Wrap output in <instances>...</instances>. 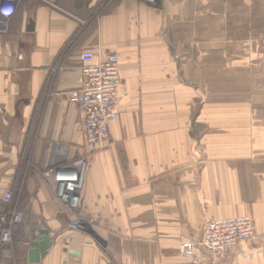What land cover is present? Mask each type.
I'll use <instances>...</instances> for the list:
<instances>
[{
	"label": "crops",
	"instance_id": "obj_1",
	"mask_svg": "<svg viewBox=\"0 0 264 264\" xmlns=\"http://www.w3.org/2000/svg\"><path fill=\"white\" fill-rule=\"evenodd\" d=\"M263 34L264 0H16L0 19V214L20 222L0 264H28L40 228L51 247L38 264H193L178 246L211 219L247 217L264 235V83L233 82L235 67L209 60L215 43L226 61L232 42H256L264 61ZM84 51L116 55L122 83L95 146L67 97ZM77 154L72 211L43 173ZM218 264H264V237Z\"/></svg>",
	"mask_w": 264,
	"mask_h": 264
},
{
	"label": "built area",
	"instance_id": "obj_2",
	"mask_svg": "<svg viewBox=\"0 0 264 264\" xmlns=\"http://www.w3.org/2000/svg\"><path fill=\"white\" fill-rule=\"evenodd\" d=\"M15 10L16 0H0V19L11 18ZM260 44L264 51V34ZM80 58L83 62L81 82L77 89L67 93V97L80 108V128L85 142L95 146L107 139L109 123L118 119V90L121 86L119 59L116 55H109L96 62L94 55L88 51L82 52ZM85 169L86 161H80L76 166L52 169L56 182L53 197L69 210L79 208ZM2 201L9 205L11 193H4ZM19 222L20 216L9 209L0 214V251L8 247L12 231ZM70 227H79L76 220L70 222ZM263 237L247 217L211 219L202 226L199 238L180 242L178 251L184 260L193 264H218L239 243L258 242Z\"/></svg>",
	"mask_w": 264,
	"mask_h": 264
},
{
	"label": "rangeland",
	"instance_id": "obj_3",
	"mask_svg": "<svg viewBox=\"0 0 264 264\" xmlns=\"http://www.w3.org/2000/svg\"><path fill=\"white\" fill-rule=\"evenodd\" d=\"M256 44H257L256 42L255 43L253 42H232V54L225 61L223 58V52L221 50V49H224L223 43H215L216 50H217L215 59H209V60L210 62H215V65L217 67L228 66V65H231V67H235V68H232V71H233L232 81L233 82L234 81L235 82L246 81L249 84L253 82H257V83L263 82L264 83V61L262 57L259 55L258 50H256ZM94 60H95V56H94ZM202 63L205 64V62L201 61L200 65ZM235 72H237V74ZM240 72H242V75L239 74ZM261 75H263L262 79L260 78ZM239 76H241L242 78L240 79ZM253 92L254 91L249 86L248 97H251ZM81 121H82V113H81ZM79 130L83 136V133L80 127H79ZM83 141H84V144L87 145V143L85 142L84 136H83ZM66 161L67 162L61 165V167L76 166V164L80 161H87V158H86V155L84 154H77V156L72 157L71 159L66 160ZM52 169H55V168L47 169L43 173L44 174L43 176L47 177V179L48 177L53 179ZM11 197H12V194H11ZM76 223H78V226H80L78 219L76 220ZM68 227L70 229H73L70 227V223H68Z\"/></svg>",
	"mask_w": 264,
	"mask_h": 264
},
{
	"label": "water",
	"instance_id": "obj_4",
	"mask_svg": "<svg viewBox=\"0 0 264 264\" xmlns=\"http://www.w3.org/2000/svg\"><path fill=\"white\" fill-rule=\"evenodd\" d=\"M29 246L30 249L27 252L25 260L28 264H38L51 247L49 232L43 228L38 229L31 237Z\"/></svg>",
	"mask_w": 264,
	"mask_h": 264
},
{
	"label": "bare ground",
	"instance_id": "obj_5",
	"mask_svg": "<svg viewBox=\"0 0 264 264\" xmlns=\"http://www.w3.org/2000/svg\"><path fill=\"white\" fill-rule=\"evenodd\" d=\"M122 84V83H121ZM121 87V86H120ZM118 103V102H117Z\"/></svg>",
	"mask_w": 264,
	"mask_h": 264
}]
</instances>
